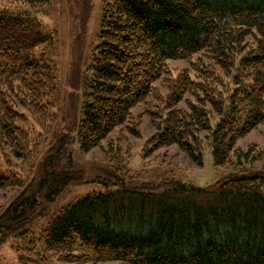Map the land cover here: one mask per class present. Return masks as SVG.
<instances>
[{"label": "trees", "instance_id": "1", "mask_svg": "<svg viewBox=\"0 0 264 264\" xmlns=\"http://www.w3.org/2000/svg\"><path fill=\"white\" fill-rule=\"evenodd\" d=\"M249 36L256 44L248 43ZM54 39L36 17L0 5V147L9 146L19 158L32 153L22 107L48 115L44 99L58 92L57 64L47 50L37 52ZM201 52L232 76L234 87L225 97L211 96L189 72L169 81L167 111L152 113L162 120L144 155L177 144L202 165L205 131L215 165L229 163L237 141L264 123V0H104L77 127L80 149L99 146L135 106L158 95L155 83L168 72L167 61ZM195 89L204 91L203 103L213 106L216 122L200 103L175 107ZM8 170L0 167V188L23 185ZM52 174L42 176L35 191L29 184L1 214L0 244L42 192L47 200L60 193L68 178ZM37 236L46 249L80 263L264 264V174L228 176L208 187L174 181L159 193L106 188L69 203Z\"/></svg>", "mask_w": 264, "mask_h": 264}, {"label": "rangeland", "instance_id": "2", "mask_svg": "<svg viewBox=\"0 0 264 264\" xmlns=\"http://www.w3.org/2000/svg\"><path fill=\"white\" fill-rule=\"evenodd\" d=\"M0 5L26 12L55 32L53 43L46 44L48 47L39 46L37 52L47 50V55L58 67V92L44 99L50 113L43 115L41 111L22 107L28 116L24 124L32 142L29 158L15 156L9 146L0 147V167L21 176L24 182L21 186L0 188V216L33 182L35 185L29 190L35 191L42 176L54 172L51 176L68 178L52 200H47L42 192L26 219L8 231L0 244V264H120L117 261L80 263L65 260V254L46 249L37 235L49 219L69 203L106 188L159 193L174 181L208 187L228 176L264 174V123L237 141L231 161L224 166L215 165L205 131L200 134L202 165L194 162L177 144L162 147L149 157L144 155L148 140L158 132V123L162 120L157 114L154 120L152 113L167 111L164 101L171 92L169 81L189 72L192 78L206 86L211 96L225 97L234 87L232 76L215 66L207 52L167 61L168 72L155 83L158 95L135 106L128 120L99 146L82 151L77 142V127L86 84L91 77L89 67L100 43L104 0H54L43 4L0 0ZM247 40L249 44H256L253 36ZM245 73V70L239 71L240 75ZM205 99L200 89L186 91L175 107L188 109L191 102L200 103L212 111L214 123L218 115L210 102L203 103Z\"/></svg>", "mask_w": 264, "mask_h": 264}]
</instances>
